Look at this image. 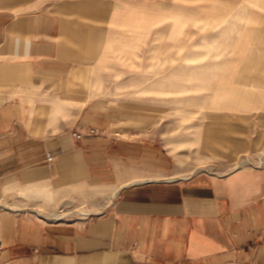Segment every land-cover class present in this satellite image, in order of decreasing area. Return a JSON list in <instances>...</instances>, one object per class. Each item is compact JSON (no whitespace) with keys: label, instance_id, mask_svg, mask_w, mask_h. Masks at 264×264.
I'll return each instance as SVG.
<instances>
[{"label":"crops","instance_id":"crops-1","mask_svg":"<svg viewBox=\"0 0 264 264\" xmlns=\"http://www.w3.org/2000/svg\"><path fill=\"white\" fill-rule=\"evenodd\" d=\"M195 31L264 48V0H0V264H264V165L178 178L121 100L188 82Z\"/></svg>","mask_w":264,"mask_h":264},{"label":"rangeland","instance_id":"rangeland-1","mask_svg":"<svg viewBox=\"0 0 264 264\" xmlns=\"http://www.w3.org/2000/svg\"><path fill=\"white\" fill-rule=\"evenodd\" d=\"M242 3L239 14L246 11ZM238 26L244 28V16H239ZM191 27L204 28L194 20ZM203 35L195 31L190 36L188 82L182 81L181 65L175 64L171 67L178 73L173 81H143L127 87L131 95L121 97L130 109L133 105L141 109L143 119L152 126L144 128L143 135L160 140L169 150L178 178L264 165V48H240L246 45L244 32L238 34V48H214V42L204 41ZM235 59L237 64L225 63ZM230 68L236 71L230 74ZM165 69L158 66L159 77L165 76ZM151 88L157 89V95ZM137 89L141 90L133 94ZM35 210L38 216L58 220L94 212Z\"/></svg>","mask_w":264,"mask_h":264},{"label":"built area","instance_id":"built-area-1","mask_svg":"<svg viewBox=\"0 0 264 264\" xmlns=\"http://www.w3.org/2000/svg\"><path fill=\"white\" fill-rule=\"evenodd\" d=\"M91 133H92V134H96L97 131H96V130H91ZM74 136H75L76 138H80V137H81L80 134H74Z\"/></svg>","mask_w":264,"mask_h":264},{"label":"bare ground","instance_id":"bare-ground-1","mask_svg":"<svg viewBox=\"0 0 264 264\" xmlns=\"http://www.w3.org/2000/svg\"><path fill=\"white\" fill-rule=\"evenodd\" d=\"M34 211V210H33Z\"/></svg>","mask_w":264,"mask_h":264}]
</instances>
